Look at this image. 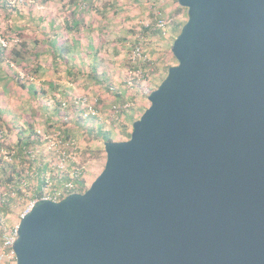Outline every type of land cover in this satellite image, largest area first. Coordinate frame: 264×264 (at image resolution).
I'll return each mask as SVG.
<instances>
[{"label":"water","instance_id":"95a60500","mask_svg":"<svg viewBox=\"0 0 264 264\" xmlns=\"http://www.w3.org/2000/svg\"><path fill=\"white\" fill-rule=\"evenodd\" d=\"M178 3V64L84 192L23 214L15 264H264V0Z\"/></svg>","mask_w":264,"mask_h":264},{"label":"rangeland","instance_id":"374dc122","mask_svg":"<svg viewBox=\"0 0 264 264\" xmlns=\"http://www.w3.org/2000/svg\"><path fill=\"white\" fill-rule=\"evenodd\" d=\"M178 8L176 0H0V167L12 162L20 169L24 194L4 218L0 264L16 263L10 241L38 199V164H48L44 195L74 169L83 170L88 188L106 163L104 141L91 128L112 130L115 141L129 139L150 93L178 64L172 23L181 28L188 19L187 9ZM64 47L70 56L59 53ZM143 61L153 65L133 67ZM21 128L34 129L43 143L21 153ZM10 192L0 183V198Z\"/></svg>","mask_w":264,"mask_h":264},{"label":"trees","instance_id":"16d2710c","mask_svg":"<svg viewBox=\"0 0 264 264\" xmlns=\"http://www.w3.org/2000/svg\"><path fill=\"white\" fill-rule=\"evenodd\" d=\"M176 2L178 3V0H176ZM178 10L181 8L183 9L184 7L180 6L178 3ZM186 9V8H184ZM173 31L175 32H179L181 31L182 27L180 28V24L176 21H174L173 23ZM69 28H72V26H69ZM151 29L150 27H146L145 30H149ZM154 33H158V32H162L161 28H156L154 31ZM64 50V51H63ZM62 50V52H59L60 54H65L67 53L68 56H70L71 52L70 49L68 47H64ZM13 53L17 54V55H21L19 50L17 49H12L11 50ZM64 56V55H63ZM153 65V61H143L140 62L139 64H135L133 65L134 68H142L144 70L149 69V67H151ZM169 71V70H168ZM92 76H94V73H91ZM96 80H99L96 77ZM38 90H34V92L36 93ZM117 95V100L120 101V103H126L127 100L122 97V95L120 94H116ZM122 115L125 113L126 115V110H122ZM127 118V116H125ZM132 118V117H131ZM80 121H78V123L82 126H84V119L83 117L79 118ZM136 121V120H135ZM133 129V128H132ZM91 132L94 135V138L97 140H102V141H106V140H110L113 141L114 140V132L112 130H107L104 129L103 127H100V129H94L91 128ZM132 132V131H131ZM131 132L127 133L128 138H130L131 136ZM18 134L20 136L19 140H18V145L20 147L21 153L24 152V149L28 148V147H34L36 145H40L43 143V141L41 140V136L39 135V133H37L36 131H34V129L31 130V128L28 129H20L18 131ZM64 134L65 137H69L71 136V132L69 131V129H65L64 130ZM48 168V164L45 163H40L38 164V172H37V177H38V181L40 182L38 185V188L35 190V194L33 195V198H41L44 196L43 193V186L46 184V180L45 177H43L45 170H47ZM74 174H72V172H68V171H63L62 173V177L59 178V180L57 181V183H54L52 186V190L54 189H60L63 188L64 185L67 182H73L74 183V192H84L87 189L86 186V180L83 178L82 174H83V170L77 169V170H73ZM22 173L20 171V169L18 167H16V165L12 162H4V166L0 167V183H2L3 185L7 186L9 189H11V192L13 191L14 196H12L11 194H7L4 195L2 198H0V239H2L5 235V222H4V218L5 216L10 213L13 202L15 201V199H17L18 196H23V192L21 189V184H22ZM10 192V193H11ZM10 250H12V246H10Z\"/></svg>","mask_w":264,"mask_h":264},{"label":"built area","instance_id":"2783aa9c","mask_svg":"<svg viewBox=\"0 0 264 264\" xmlns=\"http://www.w3.org/2000/svg\"><path fill=\"white\" fill-rule=\"evenodd\" d=\"M74 174V172L72 173ZM74 189V183L73 182H67L63 188H58V189H54L52 192H50L49 194L44 195L43 197L45 198H50L53 200H61L64 197H66L67 195H69L70 193H73ZM33 204V203H32ZM17 237V234L15 235V237L10 241V245H13V242L15 241ZM13 251V249H12ZM14 253V252H13ZM15 254V253H14Z\"/></svg>","mask_w":264,"mask_h":264}]
</instances>
